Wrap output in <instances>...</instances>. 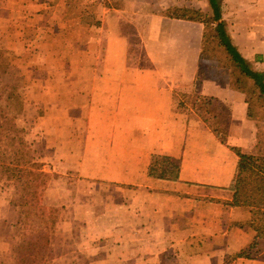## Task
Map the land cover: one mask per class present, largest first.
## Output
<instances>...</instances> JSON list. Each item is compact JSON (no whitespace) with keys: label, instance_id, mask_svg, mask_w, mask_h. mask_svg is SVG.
I'll return each mask as SVG.
<instances>
[{"label":"crops","instance_id":"crops-1","mask_svg":"<svg viewBox=\"0 0 264 264\" xmlns=\"http://www.w3.org/2000/svg\"><path fill=\"white\" fill-rule=\"evenodd\" d=\"M253 7L257 10L260 4ZM129 8L125 0L119 6L110 0L95 6L77 0H0V27L5 31L11 26L13 31L6 48L15 52L31 41L37 48L28 55L35 64L32 68L49 75L34 83L45 91L43 100L62 98L61 90L86 91L81 96L95 99V108L105 110L108 121H113L107 124V146H95V191L107 192L95 193V244L69 249L61 240L66 253L60 262L71 263L80 256L87 260L84 264H225L256 235L249 225V210L229 205L238 161L230 147L251 154L255 144L247 147L244 139L233 137V126L223 144L190 108L181 112L174 108V90L191 94L194 74L173 85L160 81L158 72L128 67L124 43L131 35L121 27L133 24L127 17ZM228 10L223 4L220 14L232 44L252 70L264 73V19H253L239 35L233 31L238 5ZM94 11L95 22L86 20ZM151 20L155 33L150 41L160 43L175 36L170 29L173 20L161 14L151 15ZM140 21L137 18L136 24ZM111 26H117L115 32ZM102 41L117 42L110 46L117 54L113 65L95 64L99 59L95 50ZM69 47L77 53L68 54ZM77 55L81 62L67 65L66 60ZM66 75L72 80L66 77L67 82ZM77 75L83 76L78 80ZM195 92L229 105L231 124L247 122L242 91L229 84L203 82ZM153 155L176 159L178 177H150ZM69 250L76 252L75 257ZM256 250L257 258H237L230 264H264L263 239Z\"/></svg>","mask_w":264,"mask_h":264},{"label":"rangeland","instance_id":"rangeland-1","mask_svg":"<svg viewBox=\"0 0 264 264\" xmlns=\"http://www.w3.org/2000/svg\"><path fill=\"white\" fill-rule=\"evenodd\" d=\"M108 1L103 0L100 3L95 0H77V2L93 6L95 3L103 4ZM121 1L123 2V0H110V3L119 6ZM125 1L131 6L127 9L129 13L127 17L133 22L131 26L121 27L131 35L130 41L124 43L128 67L133 70L158 72L162 76L160 81L170 84L181 83L180 81L185 79L187 81L194 74L192 92H195L199 84L203 82L229 84L233 88L242 89L249 107L250 116H247V122L237 120L236 124L235 122L231 124L230 106L222 102H218L216 112L225 116L228 123L227 132L231 126L236 129L233 137L244 139L247 147H252V143L255 144L251 154L263 155L264 98L254 87L253 82L240 73L229 55L219 46L215 38L216 22L212 21L213 14L208 0ZM253 3H259L260 8L253 10ZM223 4L229 9L228 12L234 5H238V10L234 13L233 31L239 35L245 25L250 24L253 19H264V0H219L220 13ZM174 9L198 11L201 19H207V24L172 18L174 22L170 29H173L171 32L175 36L166 37L160 43L150 41V35L155 33V30L151 28V15L176 17L178 12ZM223 10L225 14L226 11ZM253 11L257 12V15L252 16ZM139 17L141 25L136 24ZM86 20L95 22V11L92 16H87ZM94 26L95 24L90 25V28L95 33ZM140 28H142L141 31ZM116 29L117 26H111L113 32ZM12 32L11 26L5 27V31L0 27V50L10 65L8 74L3 77V82L15 85L23 101L16 122L25 129V140L34 149L38 162L43 163V170L49 174V180L42 194V203L47 208L54 209L53 215L56 219L53 233L49 235L50 246L46 247V250L50 249L51 252L45 264H84L82 261L87 260L80 256L75 257L76 252L72 253V250L68 251L75 257L72 262H60V257L66 253L60 246V241L64 240V244L67 243L66 246L69 249H75L77 245L86 242L95 244V193L107 194L104 190L95 191V146L101 144L107 146L106 138L110 132L107 124L113 121H108L105 110L95 108V99H91V96H81L86 91L77 90V94H74L76 91L72 89L58 91L60 94L53 91L62 98L52 99V102L44 101L45 91L34 86V83L49 75L42 71H35L32 68L35 64L28 57L32 52L36 53L37 48L31 41H26L20 45L18 51L13 52L7 49L4 43L11 41ZM139 33H142L147 41L142 42ZM163 34L167 35V32L164 30ZM115 45H117L116 41H102L95 50L99 56L95 64L105 67L110 61V65H113L111 62L117 54L110 46ZM71 52L77 53L74 47H69L68 54ZM77 59L81 62L77 55L73 60H66L67 65H75L74 61ZM72 75L65 76L67 82L66 77L72 80ZM82 76L77 75L78 80ZM182 96L186 95L180 90H174V108L180 112L190 108L189 99ZM180 101H183L185 106H179ZM112 142L110 141L111 144ZM115 195L118 196V193ZM11 196V189L2 187L0 183V264H21L19 259L23 257L22 249L28 247L27 243H23V240L25 241L22 236L23 227L17 223L19 209L10 203ZM119 215H122L121 212ZM120 218L122 219V216ZM68 229H71L70 233L65 232ZM88 229L94 230V233L89 232ZM43 241L44 239L39 241L41 245ZM41 245L36 248L40 255Z\"/></svg>","mask_w":264,"mask_h":264},{"label":"trees","instance_id":"trees-1","mask_svg":"<svg viewBox=\"0 0 264 264\" xmlns=\"http://www.w3.org/2000/svg\"><path fill=\"white\" fill-rule=\"evenodd\" d=\"M212 10V21L215 24V38L219 46L229 55L234 65L243 76L253 82L254 87L264 98V73L252 70L248 63L238 53L222 22L219 0H208ZM181 13L176 17L166 18L186 20L207 24V19H201L198 11L190 9H174ZM175 14V13H174ZM217 21H219L217 23ZM205 34H202L204 38ZM9 63L0 50V183L2 187L11 189L10 203L19 209L18 224L23 227L24 247L21 264H45L49 259L51 237L56 219L54 209L42 203V194L49 180V174L43 170V163L38 162L35 151L24 136L25 129L16 122V117L22 108L15 85L3 82L8 74ZM196 88V86L194 85ZM237 90L242 91L238 87ZM243 92V91H242ZM244 93V92H243ZM189 99L190 109L217 136L223 144L227 140L228 123L222 114L216 112L218 101L211 96L199 95L197 92L185 94ZM183 101L179 106H185ZM247 106V116L249 115ZM238 161L235 176L231 184L232 199L230 206L247 208L251 218L250 227L255 231L254 240L245 249L225 259L230 264L237 258H257L256 246L259 240H264V154H247L237 147H230ZM178 161L165 156L153 155L148 168V175L153 178L174 180L178 177ZM44 239L41 245L39 241ZM42 246L41 255L36 248ZM46 255V257H45Z\"/></svg>","mask_w":264,"mask_h":264},{"label":"built area","instance_id":"built-area-1","mask_svg":"<svg viewBox=\"0 0 264 264\" xmlns=\"http://www.w3.org/2000/svg\"><path fill=\"white\" fill-rule=\"evenodd\" d=\"M95 1H98V2H100V3H101L103 0H95Z\"/></svg>","mask_w":264,"mask_h":264}]
</instances>
